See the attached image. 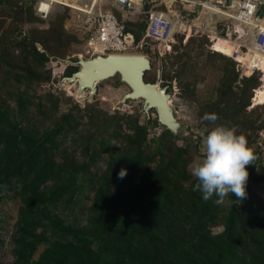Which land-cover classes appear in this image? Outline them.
<instances>
[{"label":"trees","instance_id":"16d2710c","mask_svg":"<svg viewBox=\"0 0 264 264\" xmlns=\"http://www.w3.org/2000/svg\"><path fill=\"white\" fill-rule=\"evenodd\" d=\"M64 2L88 28L85 10ZM34 4L0 0V193L9 187L20 200L15 259L7 264H264V203L253 190L264 180V149L253 145L264 130V102L250 107L252 99L263 101L264 70L244 74L233 52L224 46L219 52L220 42L207 35L190 36L182 51L174 43L164 58L162 85L172 91L177 81L190 100L205 81L199 58L207 57L205 65L220 78L215 94L197 98L200 125L208 134L219 125L243 133L257 157L247 166L242 200L229 193L222 204L215 195L204 201L193 190L196 178L188 184L196 140L179 144L181 135L166 128L151 137L150 128L161 123L152 116L142 122L139 113L108 114L90 103L60 112L62 97L33 91L35 82L52 81L48 63L65 61L71 45L81 42L65 27L67 12L46 28L25 29L46 22ZM146 26L142 17L125 21L136 43L147 40ZM184 39L176 36L181 45ZM77 61L68 62L67 76L80 69ZM212 113L215 122L203 119ZM86 183L92 203L84 207L86 223L75 224L66 213Z\"/></svg>","mask_w":264,"mask_h":264},{"label":"rangeland","instance_id":"374dc122","mask_svg":"<svg viewBox=\"0 0 264 264\" xmlns=\"http://www.w3.org/2000/svg\"><path fill=\"white\" fill-rule=\"evenodd\" d=\"M27 2L29 0H23ZM88 4L92 0H82ZM100 1V0H99ZM114 0H102L98 4L97 8L102 9L103 11H114L119 10L113 5ZM162 1L156 0L152 2V5H160ZM56 14L52 17L54 19L58 14L67 12L68 17L65 20V27L67 30L76 33L81 42L73 43L68 50V53L65 57V61L62 63L52 64L48 63L50 68L56 69L57 73H53L52 81L47 83L35 82L33 85V91L37 92L40 95H44L48 92H54L56 95L63 98V103L61 106L60 112L68 111L75 104H80L84 107L90 103L93 104L98 110H103L108 114H113L115 112L123 113H139L141 115V120L144 122L148 119V114L142 111L143 101L142 100H128L126 103H121V99L125 93L129 91L127 84L120 81L119 76L106 79L99 83L98 90L96 94L89 97L86 101L83 100V96L88 94L86 90L82 95L78 94V84L70 83L65 78L66 74V65L72 58H77L79 60L80 55L83 54L85 58H92L96 54L92 52V49L88 46L87 37L90 33V28L83 27V23L76 16L73 15L72 8L68 4H61V7L54 9ZM120 11V10H119ZM51 20V19H50ZM49 20V21H50ZM88 25V24H87ZM32 26H39L41 28H46L49 26V22H40V23H27L24 28L29 29ZM143 40V39H142ZM135 43L133 48L130 50V53H138L147 55L152 62V69L146 72V77L156 80L159 70L162 72V64L166 55L161 56L158 53V48L156 44L147 39L142 42ZM177 42V43H176ZM175 43L180 47V51L183 50L187 42L183 41L182 45L179 41ZM222 44V43H221ZM226 46H224L225 48ZM208 49H211V44L207 45ZM218 50V49H216ZM230 52H233L230 49ZM221 52L220 50H218ZM226 51V50H225ZM173 52L172 54H174ZM223 53V52H222ZM224 54V53H223ZM228 56V55H227ZM61 60V58H59ZM57 59H54L56 62ZM207 57L201 56L199 58V64L197 66V72L201 77H205V81L200 84L197 89L196 96L192 95L191 99L188 100L184 95L181 88L178 86L177 81L173 82V89L170 91L172 93V106L174 108L175 115L178 119L185 123L184 128L179 132L177 136L179 137V144H187L189 140H196L198 145V153L195 155L193 162L189 167L190 180L188 184L191 183V180L194 177L191 175V166L194 162L199 161L202 158L201 149L204 146V140L208 135V128L200 125L198 119L199 104L197 98L208 97L216 93L219 84L220 73L214 72L212 67L206 66ZM243 69V68H242ZM244 71V70H243ZM161 86L162 78H161ZM263 101L256 102L252 99V105L264 102V93L262 92ZM67 99H70L69 101ZM262 118L264 119V108H261ZM151 116L153 118L157 117L156 111H151ZM262 119V120H263ZM165 129V126L160 124L157 127L150 128V136L158 135ZM254 146H261L264 149V130L260 132L259 138L253 144ZM103 165V163L101 164ZM254 192L259 196V199L264 203V180L259 183L253 184ZM0 237L4 240V243L0 244V264H7L13 262L15 259L13 249L14 243L12 240V234L14 227L18 218V211L20 206V200L13 189L5 187L4 190L0 193ZM93 191L89 188V184H85V188L82 193L79 195V202L72 209L68 210L66 213L67 220L75 223H86L87 212L84 209L85 206H88L92 203ZM222 228L214 229V232L217 233L221 231ZM42 248L39 250L41 252ZM37 254V256L39 255Z\"/></svg>","mask_w":264,"mask_h":264},{"label":"built area","instance_id":"2783aa9c","mask_svg":"<svg viewBox=\"0 0 264 264\" xmlns=\"http://www.w3.org/2000/svg\"><path fill=\"white\" fill-rule=\"evenodd\" d=\"M155 1L114 0L113 5L122 13V20L114 11L99 9L92 15L93 26L87 37L92 52H102L103 55L130 52L136 41L134 35L125 30V21H136L142 17L147 24L145 36L156 44L161 56L172 51L178 34L185 35V42L192 35H207L211 40L222 38L233 45L231 57L241 64L244 74L263 71L260 54L264 55V16L258 14L260 1L233 0L232 4L228 5L227 0H161L160 5L154 6L152 2ZM52 3L53 0H35V12L46 22H49L56 12L51 9ZM216 6L232 9L237 15L219 18L214 26L208 19L198 20L205 13L214 11L213 7ZM220 24H223L222 28ZM239 56H242V61L238 60ZM62 61L64 60H51L52 64ZM53 73H57V70L53 69Z\"/></svg>","mask_w":264,"mask_h":264},{"label":"water","instance_id":"95a60500","mask_svg":"<svg viewBox=\"0 0 264 264\" xmlns=\"http://www.w3.org/2000/svg\"><path fill=\"white\" fill-rule=\"evenodd\" d=\"M258 1L261 2L258 14L264 16V0ZM232 2L233 0H227L228 5H231ZM77 64L80 69L71 76H67L65 80L78 84V94L82 95L88 90V94L83 96L84 101L96 94L99 83L119 76L120 81L129 87V91L121 99L122 104L128 100H142V111L150 118L151 111L155 110L158 113L159 122L174 135L177 136L184 128V125L176 117L173 106L169 103L172 98L169 86H161V70L154 82L146 80V72L152 69L151 59L147 55L98 54L93 58L81 57Z\"/></svg>","mask_w":264,"mask_h":264},{"label":"clouds","instance_id":"9594fccd","mask_svg":"<svg viewBox=\"0 0 264 264\" xmlns=\"http://www.w3.org/2000/svg\"><path fill=\"white\" fill-rule=\"evenodd\" d=\"M203 119L215 122L218 117L212 113ZM201 152L202 158L191 166V175L197 180L193 190L199 191L204 201L215 195L216 204H222L229 193L242 200L249 176L247 166L257 159L246 136L234 128L216 126L206 136ZM124 174L122 170L121 177Z\"/></svg>","mask_w":264,"mask_h":264},{"label":"bare ground","instance_id":"6f19581e","mask_svg":"<svg viewBox=\"0 0 264 264\" xmlns=\"http://www.w3.org/2000/svg\"><path fill=\"white\" fill-rule=\"evenodd\" d=\"M100 1H102V0H100ZM100 1L99 0H92V2H90L89 4L85 1H82V0L79 2L81 8L84 9L86 14H87L86 23L88 24V28H90V29L92 28L93 21H94V19L92 18V15H95L99 11L97 6L100 3ZM213 10L214 11H212V12L205 13V15L202 18H199L198 20L201 21L203 19H208L209 23L212 24V26H214L215 21L219 18H222L225 16H236L237 15L236 12H234V10H232V9H230V10L229 9H221V8H218V6L213 7ZM214 40H217V39L215 38ZM218 41L220 42V45L215 47V49H218V47H220V46H226L224 48V50H226L227 52H230L231 51L230 49H232L234 51L233 45L230 42L223 40L222 38L218 39ZM112 54L142 55V54L130 53V52L112 53ZM97 55L98 54H96L95 56H97ZM100 55H103V53L101 52ZM107 55H109V54H107ZM81 57L85 58L83 54L80 55V58ZM240 57H241V61H242L243 58H242V56H240ZM260 59L262 60V70H264V55L260 54ZM73 83H75V82H73ZM263 93H264V91H263ZM169 103L172 105V98H171V100H169ZM156 114L158 115V113H156ZM178 120L185 126V123L183 121H181L180 119H178Z\"/></svg>","mask_w":264,"mask_h":264},{"label":"crops","instance_id":"0c3cea01","mask_svg":"<svg viewBox=\"0 0 264 264\" xmlns=\"http://www.w3.org/2000/svg\"><path fill=\"white\" fill-rule=\"evenodd\" d=\"M64 1H65V0H53V3L51 4V9L53 10V8L56 9V8L61 7V4H65ZM73 1L79 4V2H80L81 0H73ZM79 6H80V4H79ZM80 7H81V6H80ZM85 13H86V12H85Z\"/></svg>","mask_w":264,"mask_h":264}]
</instances>
